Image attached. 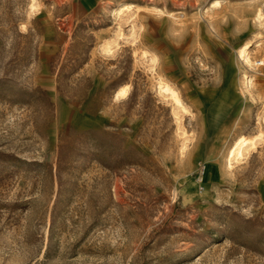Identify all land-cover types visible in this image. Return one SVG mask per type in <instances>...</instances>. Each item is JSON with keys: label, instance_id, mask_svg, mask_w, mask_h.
<instances>
[{"label": "rangeland", "instance_id": "obj_1", "mask_svg": "<svg viewBox=\"0 0 264 264\" xmlns=\"http://www.w3.org/2000/svg\"><path fill=\"white\" fill-rule=\"evenodd\" d=\"M258 60L264 0H0V264H264Z\"/></svg>", "mask_w": 264, "mask_h": 264}, {"label": "bare ground", "instance_id": "obj_2", "mask_svg": "<svg viewBox=\"0 0 264 264\" xmlns=\"http://www.w3.org/2000/svg\"><path fill=\"white\" fill-rule=\"evenodd\" d=\"M239 57L242 60H244V62H246L248 65L253 67L252 57H251L250 52L248 51L247 47H243L240 49ZM256 63L264 65V60H258ZM246 78H247L246 84L250 86L252 84V80H253L252 76L247 75ZM160 87L162 88V90L164 92L171 93L173 95L175 101L177 102V104L184 107L183 102H182L181 98L179 97L177 91L175 89H173L170 84L162 82ZM124 94H125V90L123 87L117 91V96H122ZM252 143H253V141H250L248 138H246L244 136H240L239 138H237L236 141L234 142V144L232 145V147L230 148L229 153H228L229 165L232 166V159L236 158V157L238 158L241 155H243L244 150L247 147H249Z\"/></svg>", "mask_w": 264, "mask_h": 264}]
</instances>
